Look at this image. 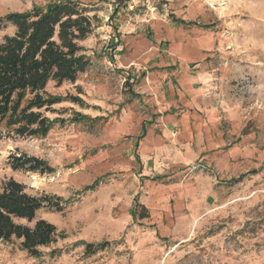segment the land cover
Instances as JSON below:
<instances>
[{
    "label": "rangeland",
    "instance_id": "obj_1",
    "mask_svg": "<svg viewBox=\"0 0 264 264\" xmlns=\"http://www.w3.org/2000/svg\"><path fill=\"white\" fill-rule=\"evenodd\" d=\"M72 1L89 66L48 84L46 136L0 138V183L59 197L36 215L59 237L38 258L0 240V264H264V0ZM19 153L54 172L12 170Z\"/></svg>",
    "mask_w": 264,
    "mask_h": 264
},
{
    "label": "trees",
    "instance_id": "obj_2",
    "mask_svg": "<svg viewBox=\"0 0 264 264\" xmlns=\"http://www.w3.org/2000/svg\"><path fill=\"white\" fill-rule=\"evenodd\" d=\"M0 21L15 30L0 42V138L44 137L54 124L45 112L60 102L47 93V86L74 82L89 66L79 41L92 32V17L80 3L62 0L40 11L6 13ZM127 90L130 97L137 96L130 87ZM73 100L82 102L78 97ZM8 163L12 170L54 172L44 159L26 153L10 154ZM60 200L33 194L14 178L4 180L0 183V240H18L29 256L40 257V248L54 243L59 234L54 224L36 217L37 211L44 207L61 211Z\"/></svg>",
    "mask_w": 264,
    "mask_h": 264
}]
</instances>
